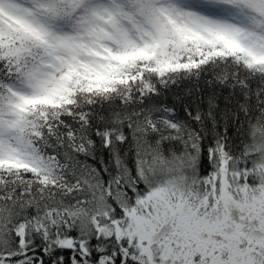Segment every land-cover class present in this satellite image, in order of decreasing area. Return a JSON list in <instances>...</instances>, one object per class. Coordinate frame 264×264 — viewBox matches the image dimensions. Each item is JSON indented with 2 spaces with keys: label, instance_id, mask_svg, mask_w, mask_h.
Wrapping results in <instances>:
<instances>
[{
  "label": "snow or ice",
  "instance_id": "1",
  "mask_svg": "<svg viewBox=\"0 0 264 264\" xmlns=\"http://www.w3.org/2000/svg\"><path fill=\"white\" fill-rule=\"evenodd\" d=\"M0 264H264V0H0Z\"/></svg>",
  "mask_w": 264,
  "mask_h": 264
}]
</instances>
